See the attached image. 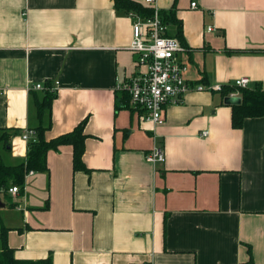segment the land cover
Listing matches in <instances>:
<instances>
[{
	"label": "crops",
	"instance_id": "1",
	"mask_svg": "<svg viewBox=\"0 0 264 264\" xmlns=\"http://www.w3.org/2000/svg\"><path fill=\"white\" fill-rule=\"evenodd\" d=\"M155 2L171 18L165 33L185 48L178 58L187 83L232 87L247 78V88L264 91V0ZM132 26L113 0H0L4 164L25 161L20 135L40 125L36 101L46 85L56 95L46 141L86 119L87 172L73 171L64 145L47 153V172L25 175L17 195L0 191V229L14 258L264 264V117L232 128L233 106L216 91L187 92L164 107L157 127L129 103L116 109L124 105L116 85L138 73ZM152 147L164 153L154 167L144 162Z\"/></svg>",
	"mask_w": 264,
	"mask_h": 264
},
{
	"label": "built area",
	"instance_id": "2",
	"mask_svg": "<svg viewBox=\"0 0 264 264\" xmlns=\"http://www.w3.org/2000/svg\"><path fill=\"white\" fill-rule=\"evenodd\" d=\"M156 0H144L153 14L149 19H142L134 13L127 16L133 20L132 38L129 50L136 55L135 65L138 68L136 76L124 83L116 85L115 90L128 97L129 105L142 112V119L155 127L164 124L163 109L167 105L180 104L184 95L189 91L220 92L223 86H192L187 83L184 74L186 66L179 60L178 55L185 51L181 43L166 35V26L162 23ZM191 8L196 4L191 3ZM207 32L214 31L207 27ZM249 80L240 78L233 82L232 87L247 88ZM33 89H41L36 85ZM238 93H231L227 97H237ZM207 132H203L206 136ZM20 138L25 143L35 142L34 130H24ZM144 162L152 167L164 162V153L159 147H152L144 154ZM11 195H17L19 188L13 186L8 189Z\"/></svg>",
	"mask_w": 264,
	"mask_h": 264
},
{
	"label": "trees",
	"instance_id": "3",
	"mask_svg": "<svg viewBox=\"0 0 264 264\" xmlns=\"http://www.w3.org/2000/svg\"><path fill=\"white\" fill-rule=\"evenodd\" d=\"M114 8L125 10L126 13H134L142 19L152 17V10L141 6L132 0H113ZM160 19L164 25L171 20L169 15L160 12ZM167 35V34H166ZM168 36V35H167ZM179 41V40H178ZM180 42V41H179ZM238 92L241 103L233 106L231 109V126L234 129H240L245 119L264 117V91L259 87L249 89H237L235 87L223 86L220 91L222 98L229 96L231 93ZM55 92L50 91V86L46 85L44 96L41 100L36 101L37 117L40 125L34 129L36 141L27 143L26 159L18 165H6L0 156V191L7 193L11 186H18L20 189L24 183V177L29 172H47L46 155L49 151H56L60 146L69 145L72 147V168L73 171L87 172L82 157L85 150L84 125L86 119L82 120L71 132L61 135L50 141L44 139V132L48 130L49 124L45 126L43 120L49 115L51 105L55 99ZM120 101L124 103L118 108H129L128 97L122 93ZM8 136L2 133L0 140L7 143ZM6 229H0V264H52L50 258L38 261L17 260L14 258L12 249L7 245ZM246 264H253L249 261Z\"/></svg>",
	"mask_w": 264,
	"mask_h": 264
},
{
	"label": "water",
	"instance_id": "4",
	"mask_svg": "<svg viewBox=\"0 0 264 264\" xmlns=\"http://www.w3.org/2000/svg\"><path fill=\"white\" fill-rule=\"evenodd\" d=\"M241 101L240 98L238 97H226L224 98V104L226 105H232V106H237L240 105ZM4 204L0 200V208H3Z\"/></svg>",
	"mask_w": 264,
	"mask_h": 264
}]
</instances>
